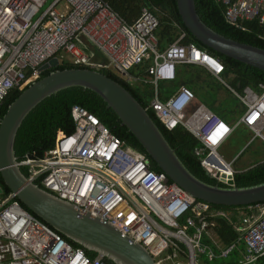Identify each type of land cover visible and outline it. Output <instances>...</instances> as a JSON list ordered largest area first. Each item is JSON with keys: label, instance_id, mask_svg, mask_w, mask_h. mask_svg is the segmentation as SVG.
<instances>
[{"label": "built area", "instance_id": "1", "mask_svg": "<svg viewBox=\"0 0 264 264\" xmlns=\"http://www.w3.org/2000/svg\"><path fill=\"white\" fill-rule=\"evenodd\" d=\"M225 20L238 27L257 21L264 26V0H217ZM176 40L161 49L159 19L147 8L132 24L125 23L105 0H0V106L14 91H24L41 80L43 67L56 59L94 71H108L130 86H158L175 79L178 66L205 69L224 86V65L195 44H183L186 33L178 25ZM104 62L95 60L94 52ZM70 56L71 62L64 61ZM142 70L139 76L132 71ZM260 94L232 90L244 112L232 128L199 108L186 110L195 95L181 88L165 102L157 97L145 110L168 131L186 129L200 144L196 152L212 179H234V161L219 152L238 126L250 134L249 144H264V86ZM73 132H59L54 147L43 158L26 157L28 181L72 205L81 215L109 224L141 245L155 264H208L226 259L244 247L236 264H264V203L237 209L238 238L223 247L215 241V218L228 215L195 200L164 174L150 168L144 154L128 147L100 120L80 106L71 109ZM248 144V145H249ZM261 262V263H260ZM0 264H107L90 259L70 246L47 224L29 214L16 196L0 195Z\"/></svg>", "mask_w": 264, "mask_h": 264}, {"label": "water", "instance_id": "2", "mask_svg": "<svg viewBox=\"0 0 264 264\" xmlns=\"http://www.w3.org/2000/svg\"><path fill=\"white\" fill-rule=\"evenodd\" d=\"M176 6L184 27L202 45L264 72V50L228 39L207 27L197 14L195 0H176ZM58 66L53 59L43 71ZM70 88L89 90L100 97L166 178L195 200L231 208L264 203V183L237 188L233 179L226 181L217 176L225 186L219 187L193 176L145 108L110 76L86 68L67 69L53 72L25 89L0 120V195L6 186L21 205L63 237L114 264H155L141 245L109 224L81 215L72 205L30 183L17 164L14 146L24 120L45 99Z\"/></svg>", "mask_w": 264, "mask_h": 264}, {"label": "trees", "instance_id": "3", "mask_svg": "<svg viewBox=\"0 0 264 264\" xmlns=\"http://www.w3.org/2000/svg\"><path fill=\"white\" fill-rule=\"evenodd\" d=\"M105 1L108 3L111 10L127 24H132L134 21H136L139 18L143 8L146 7L149 11H151L160 22L158 36L161 49H164V46H167L176 40V37H178V32L175 25H178L181 30L186 33V38L182 43L184 45L193 43L200 50L218 59L224 65L225 72L223 76L231 79V85L236 90L242 91L247 87L256 89L259 85L264 86L263 71L226 57L198 42L184 27L178 14L176 0ZM195 4L200 20L214 32L236 42L251 45L264 50V26L260 25L257 21L241 22L238 27H235L225 20L224 7L217 0H195ZM78 68L79 67H75L73 65L63 64L56 68H51L44 71L42 73L41 79L56 71ZM100 72L110 76L114 81L129 91L144 108L147 107L148 101L151 98V94H149L147 90L141 92L111 72L105 70ZM134 72L135 71H132L131 73ZM22 92L23 91H14L6 98L3 105L0 106V120L6 114L8 107L22 94ZM74 106H80L89 113L96 116L100 122L111 131L112 134L121 140L124 146H128L147 156L137 140L130 133H128L125 128L120 126V122L118 121L117 117L110 109H107L106 104L100 97L89 90L82 88H70L45 99L24 120L15 140L14 150L17 162L19 163L23 161L26 157L32 159L43 158L45 152L54 147L56 137L59 132L71 134L73 132L71 109ZM148 114L154 121L155 125L159 128L160 132L169 143L171 148L175 150L181 162L193 176L209 185L225 187L217 180L208 176L201 167L199 160L194 155V150L198 146V142L193 136L187 133L182 127H178L173 131H168L159 122L154 113L148 112ZM150 168L157 174H162L161 170L151 160ZM21 172L26 178L28 177L26 168H21ZM234 182L237 188H247L263 184L264 163L256 165L255 167H252L243 173H237L234 176ZM168 183L171 184L172 182L168 180ZM37 186L41 188L40 184H37ZM3 191L5 196L11 194L10 190L4 185ZM21 206L29 214L36 217L30 210L25 208L23 205ZM211 207L230 216V218H215L217 223L215 234L222 243V246L224 248L228 247L238 238V233L234 230V227L238 225L235 223L237 220V215H235L233 211H237L239 208L246 207ZM36 218L39 219L38 217ZM63 239L70 246L76 249H82L88 258L92 260L98 258L99 255L97 253L88 251L79 244H76L65 237H63ZM238 249L243 250V245L240 244ZM233 255L239 256L237 251H235ZM218 260H220V258L216 259L215 261ZM104 261L107 264H114L112 261L107 259H104ZM215 261L208 262V260H206L208 264H219L215 263ZM262 262H264V259ZM226 264H235V262H228Z\"/></svg>", "mask_w": 264, "mask_h": 264}, {"label": "crops", "instance_id": "4", "mask_svg": "<svg viewBox=\"0 0 264 264\" xmlns=\"http://www.w3.org/2000/svg\"><path fill=\"white\" fill-rule=\"evenodd\" d=\"M146 8V7H145ZM144 9V8H143ZM166 48V46H164ZM89 51L88 52H94V55H95V60L98 61V62H104V57L102 56V54L100 53H97L95 51H93L92 49H88ZM140 74H142V70H135L134 73H132V75H135V76H139ZM224 74V73H223ZM222 79L223 81L227 84V86H224L223 84H221L218 80H216L215 78H213L205 69H203L202 67H198V66H178L176 68V73H175V79L172 80V81H166V82H160L158 84V86L155 88L154 86H146V85H142V84H132L131 86L138 89L139 91L141 92H144V90H147V92H149V94H151V98L149 99L148 103L153 100L155 97H157L161 102H165L166 100H168L170 97H172L174 94L178 93L179 90L181 88H188L190 89L194 95H195V99L194 101L189 105V107L187 108L186 110V114L187 116H191L194 111L196 109H199V108H204L205 110L217 115L221 121L226 125L230 126L226 121H224V117L225 115L223 113H220L218 111H215L213 110L211 107L208 108V107H205L203 105H201L200 103H198L197 101V98L200 96L201 92L203 90H208V91H212V85L216 84L218 86H220L222 89H225L224 91H226L228 94H231L233 96L236 97V95L232 92V90L234 92H236L237 94L239 95H243L245 93V90L248 89L252 92H254L255 94H260L262 89L260 86H263V85H259L256 89H251L250 87H247L245 89H243L242 91H238L236 90L232 85H231V79L230 78H226L222 75ZM161 84H165V87H164V90H161L160 89V85ZM176 84L178 85L177 87ZM237 98V97H236ZM238 99V98H237ZM240 102V101H239ZM198 104H200L199 106H197ZM240 105L242 107V114L244 112V106L243 104L240 102ZM242 114H241V117H242ZM240 117V118H241ZM239 118V120H240ZM239 120L236 122V124H234L233 126H230L232 128H234ZM239 127H242V126H239ZM183 128V127H182ZM238 128V126L236 127ZM236 128L234 129L233 133L229 136V138L222 144L221 148L228 142V140L233 136ZM244 128V127H243ZM184 129V128H183ZM245 129V128H244ZM187 133H189L186 129H184ZM246 130V129H245ZM247 131V130H246ZM248 132V131H247ZM249 133V132H248ZM190 134V133H189ZM191 135V134H190ZM192 136V135H191ZM195 139V138H194ZM198 142V141H197ZM201 148V144L198 142V146L195 148L194 150V155L195 157L199 160V158L196 156V152L199 151ZM220 148V150H221ZM219 150V152H220ZM227 161H234L233 163V168H234V171L237 173H243L249 169H251L252 167H255L256 165H251L247 168H243V169H237L236 168V163L238 160H236V156H234L233 153H230V151H227L225 149H223V152L220 153ZM240 158V157H239ZM264 163V162H262ZM262 163H259V164H262ZM257 164V165H259ZM235 174V175H236ZM233 213L235 215H237V220H236V224L239 225V219H240V214L242 212L239 211H233ZM236 225V226H238ZM239 256L242 258L243 256V252H244V249H238L237 250ZM234 254V253H232ZM232 254H230L229 256H231ZM228 256V257H229ZM236 264V263H235Z\"/></svg>", "mask_w": 264, "mask_h": 264}, {"label": "rangeland", "instance_id": "5", "mask_svg": "<svg viewBox=\"0 0 264 264\" xmlns=\"http://www.w3.org/2000/svg\"><path fill=\"white\" fill-rule=\"evenodd\" d=\"M64 61L71 62L70 56H65ZM177 86L178 85L176 84L175 87ZM164 87L165 84L160 85L161 90H164ZM212 90L213 92L211 90H203L200 96L197 98L198 103L208 108L211 107L215 111L223 113L225 115L224 121H226L230 126H233L234 124H236L242 114V107L240 105L239 99L231 94H228L226 91H224L225 89H222L216 84L212 85ZM200 104H198L197 106H199ZM250 139L251 134L248 133L243 127H238L236 128L233 136L221 148L220 153L223 152V149H225L227 151H230V153H233L234 156L238 155L236 157V160L238 161L235 165L237 169L247 168L251 165L253 166L264 162V144L260 141H255L249 144ZM228 217L230 218V216ZM215 241L218 244L219 239L217 238L216 234ZM241 259L242 258L240 256L232 254L226 259L215 261V263H236Z\"/></svg>", "mask_w": 264, "mask_h": 264}, {"label": "clouds", "instance_id": "6", "mask_svg": "<svg viewBox=\"0 0 264 264\" xmlns=\"http://www.w3.org/2000/svg\"><path fill=\"white\" fill-rule=\"evenodd\" d=\"M80 68V67H79ZM163 174V173H162ZM234 180V179H233ZM247 207V206H246ZM239 209H241V208H239Z\"/></svg>", "mask_w": 264, "mask_h": 264}]
</instances>
